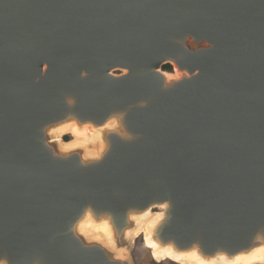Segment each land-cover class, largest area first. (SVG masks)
Masks as SVG:
<instances>
[{
  "label": "water",
  "instance_id": "obj_1",
  "mask_svg": "<svg viewBox=\"0 0 264 264\" xmlns=\"http://www.w3.org/2000/svg\"><path fill=\"white\" fill-rule=\"evenodd\" d=\"M167 64L188 74L169 89ZM113 112L142 136H108L100 164L52 142V122ZM157 198L174 203L162 244L263 240L264 0H0V258L127 264L131 207ZM89 203L113 213V244L77 224Z\"/></svg>",
  "mask_w": 264,
  "mask_h": 264
},
{
  "label": "bare ground",
  "instance_id": "obj_2",
  "mask_svg": "<svg viewBox=\"0 0 264 264\" xmlns=\"http://www.w3.org/2000/svg\"><path fill=\"white\" fill-rule=\"evenodd\" d=\"M122 72L126 73L127 70L124 69ZM163 74L165 76V89L172 88L184 77L188 76L187 71L181 70L176 64L171 71L164 70ZM87 74H84V77ZM178 77V78H177ZM68 104L73 108L77 103L76 97L73 95H66ZM72 101V103H69ZM152 101H142L138 106H148ZM115 120V128H106L105 125L109 121ZM48 130L55 137L52 142H58L61 148L65 151L61 152V155L65 158L69 157L71 153L78 150H86V155L88 160L85 161L86 165L100 164L108 156L112 150V143L108 136L117 135L125 142L132 143L139 139L142 135L140 132L134 131L131 127L130 121L127 118V112H113L104 123L98 124L92 119L82 120L75 114L71 113L69 117L52 122L47 125ZM65 135H70L71 140L66 141L63 139ZM103 148V151H101ZM99 156V159H95ZM116 194H121V190H115ZM163 205H168V207H163ZM138 205L131 207V212L135 216L136 224L131 228H127L126 233L130 238H134L138 235H143L145 244L150 248L152 255L157 257L158 260L170 259L180 264L188 261L190 258L186 256H181L180 254L190 253L193 250L196 251L197 256L204 260L215 259L220 256L225 257L227 260H237L239 258V264H244L245 260L248 259L253 251L257 248L264 247V225L257 234L263 239L260 243L254 244L250 248L239 249L232 254L229 253L227 247H219L216 254L213 256H207L205 254L204 248H202V234L199 232L194 239L186 245L180 244L178 238L171 236L167 241L162 244L157 236L162 232L165 224H169L172 219V214L174 211V203L166 202L162 198H157L152 200L142 211L139 210ZM157 210V211H156ZM140 211V212H139ZM94 205L89 203V205L84 210L82 216L77 221L82 232L87 235L96 238L97 240H104L107 243H114L115 229L113 225L114 215L111 211L103 213V217L97 220L95 215ZM155 245V247H153ZM171 246V252L166 251V249ZM119 257H123V252L119 253ZM179 257V258H177ZM40 258L37 257V261ZM0 264H11V260L7 254L2 255L0 258ZM38 264V262H36ZM253 264H264L260 260H253Z\"/></svg>",
  "mask_w": 264,
  "mask_h": 264
},
{
  "label": "rangeland",
  "instance_id": "obj_3",
  "mask_svg": "<svg viewBox=\"0 0 264 264\" xmlns=\"http://www.w3.org/2000/svg\"><path fill=\"white\" fill-rule=\"evenodd\" d=\"M171 67L173 69V65H171ZM163 70L165 69L163 68ZM65 137H69V140L67 141L71 140L70 135H66ZM124 244L126 247L123 255L125 256V261L127 264H180L170 259H156L157 257L153 256L150 248L146 246L143 235H138L131 240L128 239Z\"/></svg>",
  "mask_w": 264,
  "mask_h": 264
},
{
  "label": "clouds",
  "instance_id": "obj_4",
  "mask_svg": "<svg viewBox=\"0 0 264 264\" xmlns=\"http://www.w3.org/2000/svg\"><path fill=\"white\" fill-rule=\"evenodd\" d=\"M69 103H72V101H69ZM105 127L106 128H115L116 127V121L115 120L109 121V123L106 124ZM44 145H45V147H47V143L44 142ZM59 151L64 152L65 149L61 148V149H59ZM101 151H103V148H101ZM53 155L55 156L56 153H53ZM95 159H99V156H96ZM87 160H88V156L85 155L83 157V161H87ZM96 239H99V238H96ZM153 247H155V245H153ZM166 251L171 252V246H169V248L166 249ZM180 255L190 258L188 261L184 262V264H239V258L237 260L229 261L223 256H220V257L215 258V259L204 260V259H201L197 256V253L195 250H193L190 253L180 254ZM177 258H179V257H177ZM253 260H260L261 262H264V247H260V248L255 249L253 251V253L251 254V256L245 260L244 264H253Z\"/></svg>",
  "mask_w": 264,
  "mask_h": 264
},
{
  "label": "trees",
  "instance_id": "obj_5",
  "mask_svg": "<svg viewBox=\"0 0 264 264\" xmlns=\"http://www.w3.org/2000/svg\"><path fill=\"white\" fill-rule=\"evenodd\" d=\"M164 69H165V70H168V71H171V70H172V67H171L170 64H167V65L164 66ZM65 140H66V141L69 140V137H65Z\"/></svg>",
  "mask_w": 264,
  "mask_h": 264
},
{
  "label": "snow or ice",
  "instance_id": "obj_6",
  "mask_svg": "<svg viewBox=\"0 0 264 264\" xmlns=\"http://www.w3.org/2000/svg\"><path fill=\"white\" fill-rule=\"evenodd\" d=\"M163 207H168V205H163Z\"/></svg>",
  "mask_w": 264,
  "mask_h": 264
}]
</instances>
